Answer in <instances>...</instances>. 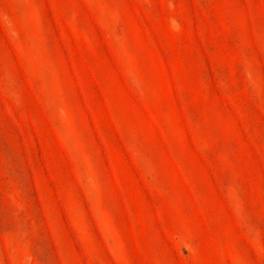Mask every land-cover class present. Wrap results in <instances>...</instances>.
<instances>
[{"label":"rangeland","instance_id":"obj_1","mask_svg":"<svg viewBox=\"0 0 264 264\" xmlns=\"http://www.w3.org/2000/svg\"><path fill=\"white\" fill-rule=\"evenodd\" d=\"M0 264H264V0H0Z\"/></svg>","mask_w":264,"mask_h":264}]
</instances>
